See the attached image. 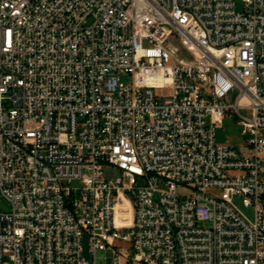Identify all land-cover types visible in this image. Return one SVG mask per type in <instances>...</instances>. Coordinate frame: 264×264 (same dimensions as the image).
Instances as JSON below:
<instances>
[{
    "label": "built area",
    "instance_id": "obj_1",
    "mask_svg": "<svg viewBox=\"0 0 264 264\" xmlns=\"http://www.w3.org/2000/svg\"><path fill=\"white\" fill-rule=\"evenodd\" d=\"M0 199V264H264V0H0Z\"/></svg>",
    "mask_w": 264,
    "mask_h": 264
},
{
    "label": "rangeland",
    "instance_id": "obj_2",
    "mask_svg": "<svg viewBox=\"0 0 264 264\" xmlns=\"http://www.w3.org/2000/svg\"><path fill=\"white\" fill-rule=\"evenodd\" d=\"M236 10H241L240 4L238 1H236ZM120 82L122 83H129L130 77L128 76H120ZM215 140L218 145L222 146H231L235 147L237 149H242L243 146H245V137L241 135V127L238 125L237 118L235 116L229 117L226 116L221 124V126L215 131ZM80 186L79 182H73L72 187H78ZM179 194L187 195L189 193L188 190H178ZM9 205L5 200L0 199V211H8ZM247 214L250 215L248 212ZM130 220V212H129V218ZM84 249L86 251V243L84 242ZM85 257L89 260L88 254L85 252ZM107 259L103 261V255L98 254L97 255V264H111L110 255H106Z\"/></svg>",
    "mask_w": 264,
    "mask_h": 264
}]
</instances>
